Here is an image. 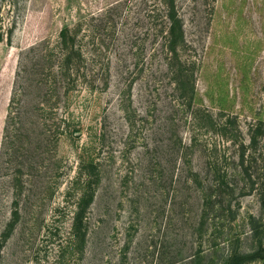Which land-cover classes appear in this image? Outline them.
<instances>
[{
    "label": "rangeland",
    "instance_id": "rangeland-1",
    "mask_svg": "<svg viewBox=\"0 0 264 264\" xmlns=\"http://www.w3.org/2000/svg\"><path fill=\"white\" fill-rule=\"evenodd\" d=\"M143 1L121 6L125 30L140 33L143 5L142 28L153 21L165 31L168 0ZM67 2L0 0V264H209L223 250L199 234L200 191L186 182L172 136L180 119L187 137L186 110L172 102L161 31L152 58L146 51L135 64L112 54L109 87L101 78L99 87L64 89L54 77L57 50L42 60L43 39L54 48L64 24L104 0ZM175 2L181 26L169 55L191 74L194 106L219 123L200 133L201 143L231 161L228 132L239 128L248 141V125L264 121V0ZM91 163L100 179L88 188ZM86 191L94 196L79 241L71 224ZM242 201L259 211L255 196ZM248 230L237 246L240 264H264V219Z\"/></svg>",
    "mask_w": 264,
    "mask_h": 264
},
{
    "label": "trees",
    "instance_id": "trees-1",
    "mask_svg": "<svg viewBox=\"0 0 264 264\" xmlns=\"http://www.w3.org/2000/svg\"><path fill=\"white\" fill-rule=\"evenodd\" d=\"M70 2L71 0H68L67 4ZM129 2H135V0H104L103 6L97 11H89L86 14L80 12L74 22L64 24L59 29L56 39H52L55 41L54 48L46 44L50 42V39H43L42 46L46 47L43 48L42 60L50 55L51 50H57L60 62L59 73L53 72L54 77H60L61 86L64 89H73L82 83L91 88L99 87L100 83L96 82V79L101 78H103L104 86L109 87L112 54H117L119 60H123L121 55L125 56L126 60L131 57L135 64H138L139 60H144L148 54L152 58L155 51L159 50L155 45V39L160 35L158 31H161L163 41L160 43V48L163 46L161 50L167 54L166 68L174 79L172 83H174L175 92L171 94L172 102L173 104L178 102L175 105L183 107L187 114L183 111L185 121L188 123L187 137L184 138L183 134L179 133L178 125L182 123L180 119L179 123L173 122L172 136L178 139L177 153H181L182 168L187 167L186 182L195 185L200 191L202 209L199 234L200 237L204 233L208 234L206 242L211 244L209 249L223 250L216 260L212 258L207 262L209 264H240L242 254L237 246L242 235L246 234L244 230L248 228V231L256 232L259 222L264 219V121L248 125V141L240 138L242 130L239 128L235 127L228 132L230 144L235 149L234 155L230 157L231 161H228V156H219L212 152L205 141L202 144L199 138L200 133L209 128L216 129L219 123L214 121L215 116L208 109L194 106L195 85L192 83L191 74L185 65L175 66V61L170 56L174 38L181 26L175 0L166 2L164 17L167 28L165 31L157 30L156 22L153 21H150L146 28H142L140 19L141 12L144 10L142 5L135 23V27L141 29L140 33H136L134 27L131 28L132 32L126 31L128 21L121 20L122 17L119 16L121 6ZM109 28L112 29L108 31ZM150 37L154 38V44L149 42ZM148 44H151V49L150 45L147 47ZM146 51H148L147 56L142 58ZM44 65L41 64L40 75ZM46 75H48L47 72L44 76ZM199 151L203 152V163L200 162L202 158L198 159ZM91 164L93 169L89 173L90 177L86 179L88 188L100 179L99 172H93L97 164ZM89 195L86 191L79 197L71 224L73 236L79 241L86 236L87 232L86 213L91 202L86 200ZM93 196L94 193L89 198L92 199ZM248 196L256 197L255 204L260 207L258 212L254 209H243L242 199ZM199 255L201 251L190 256L192 262ZM197 262L199 261H196V264Z\"/></svg>",
    "mask_w": 264,
    "mask_h": 264
}]
</instances>
